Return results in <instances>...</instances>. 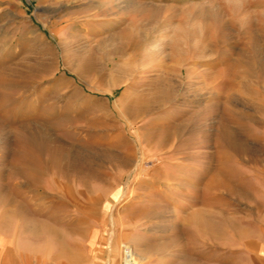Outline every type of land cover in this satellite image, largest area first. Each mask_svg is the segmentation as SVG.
<instances>
[{
    "label": "rangeland",
    "instance_id": "374dc122",
    "mask_svg": "<svg viewBox=\"0 0 264 264\" xmlns=\"http://www.w3.org/2000/svg\"><path fill=\"white\" fill-rule=\"evenodd\" d=\"M224 132L264 152V0H0V163L6 139L49 136L62 167L113 174L145 210L116 264L202 260L181 200Z\"/></svg>",
    "mask_w": 264,
    "mask_h": 264
},
{
    "label": "crops",
    "instance_id": "0c3cea01",
    "mask_svg": "<svg viewBox=\"0 0 264 264\" xmlns=\"http://www.w3.org/2000/svg\"><path fill=\"white\" fill-rule=\"evenodd\" d=\"M220 140L213 137L218 148L203 156L196 183L185 187L197 191L181 200V236L202 242L198 264H264V152H254L247 138L238 144L231 132ZM4 144L0 264H116L109 243L130 236L133 219L145 210L121 203L127 191L113 174L80 169L76 161L62 167L61 142L54 137L26 135ZM147 210L155 214L156 204ZM125 216L128 228H122Z\"/></svg>",
    "mask_w": 264,
    "mask_h": 264
},
{
    "label": "built area",
    "instance_id": "2783aa9c",
    "mask_svg": "<svg viewBox=\"0 0 264 264\" xmlns=\"http://www.w3.org/2000/svg\"><path fill=\"white\" fill-rule=\"evenodd\" d=\"M124 252V251H123ZM124 254H125V252H124ZM123 264H124V261H123Z\"/></svg>",
    "mask_w": 264,
    "mask_h": 264
},
{
    "label": "bare ground",
    "instance_id": "6f19581e",
    "mask_svg": "<svg viewBox=\"0 0 264 264\" xmlns=\"http://www.w3.org/2000/svg\"><path fill=\"white\" fill-rule=\"evenodd\" d=\"M78 75V74H77ZM62 157H63V155H62ZM60 158H61V156H60Z\"/></svg>",
    "mask_w": 264,
    "mask_h": 264
}]
</instances>
